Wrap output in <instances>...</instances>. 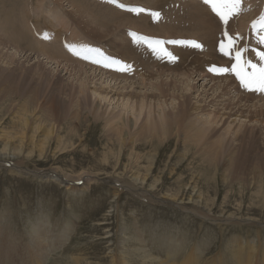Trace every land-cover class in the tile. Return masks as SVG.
I'll return each mask as SVG.
<instances>
[{
  "label": "rangeland",
  "instance_id": "rangeland-1",
  "mask_svg": "<svg viewBox=\"0 0 264 264\" xmlns=\"http://www.w3.org/2000/svg\"><path fill=\"white\" fill-rule=\"evenodd\" d=\"M5 1L13 2V0ZM120 1L122 3L129 2L132 9L148 8L145 0ZM168 1H172V6L168 11L173 16L170 15L167 20L166 18L161 20V24L158 23V19H151L153 15L147 18L154 22V26L160 24L162 27H169L168 32L163 28V30L154 32L152 28L144 27L147 30L142 33L143 31H136L139 26L135 24V26L137 25L136 30L132 31L135 36L124 35V29L132 28H129L128 24H123L125 26L121 30L118 29L120 32L118 36L114 37L115 40L110 37L107 42L105 39L102 41L101 37L94 39L82 25L73 21L74 8L68 0H63L59 4L54 0H32L30 3L28 0H17L16 5H18L21 17H28L30 23L32 20L40 21L50 31L42 28V31L38 33V38L46 36L48 40L51 38L58 41L59 38L61 40L62 34L57 36L52 31L58 30L64 35L67 34L65 36H68L69 40L66 39L68 41H65V44L62 42V49L66 55L73 56V58L63 60L62 57L57 56L50 60L45 57L49 54L44 50H30L16 46L15 37L9 42H0V69L3 70L0 73L2 74L0 77V160L5 161L7 165L12 164L29 171L16 169L21 172L16 173L15 170L9 169V166L0 165V258L8 259L11 253L14 255L19 253L28 259L21 255L20 257L16 255V257L18 259L22 257L25 260L22 258L19 260L28 264L30 256L27 255L30 252H39L41 255L49 254L44 264H86L90 260V264H114L113 259L127 255L126 252H121L118 249L121 247V241L132 237L131 243H137V246H142L148 255L154 258L158 257V259L166 261V264H241V262L264 264V143L262 142L264 119L259 116L258 119L248 121L245 117L236 115L227 120L230 123L229 133L239 130L240 126H243V129L246 128V133L249 129L248 132L252 137L253 132H260L261 139L258 143L248 144L246 139L239 137L235 141L233 137L234 141L230 142L229 151L232 152L234 159L239 158L240 160L237 159L229 163L226 160L225 165H222V162L219 163L221 160L216 159L219 165L214 171L203 169L206 166L205 159L203 160V157L200 159V156L195 154L196 149L192 145L183 142L182 131H174L176 135L167 138L164 137L166 134L163 136L161 133L162 130H157L159 128L146 126L145 118L149 107L137 116L135 108H127L124 111L121 99L117 100V96H115L116 98L110 97L109 101L101 100L100 102L99 97L95 98L94 96L91 99L92 96L89 95L87 104L80 106H76V104L73 106L70 101L71 86L79 83L77 75L73 72L74 69L70 70L71 67L82 65L96 70L97 73L98 71L101 73L104 69L99 64L100 59L88 60L87 58L88 61H82L80 56L88 49L93 50L89 45L96 44L98 46L99 53L94 51V54L97 53L98 56H105L107 59L112 58L109 55L117 57L113 61V65H115L125 59L124 56H121V48L116 42L133 45L132 42L135 39L134 43H138L140 47V50L137 51V58L142 61H155L148 66H152L153 69L158 68L157 73L159 70L158 74L152 70L156 75L150 77V82L165 80L170 83L166 96H162L157 102L153 99L148 100L151 104L150 117L154 120L162 111L168 112V114L176 112L177 106L183 99L181 94H184L186 88H189L186 85V81L189 79L188 74L190 78L194 79L191 81V85L192 83L196 85V90L187 92L190 94L187 99L190 101L189 106L193 119L197 117L204 120L207 117L206 114L195 112L198 104L204 105L208 102V98L203 103L199 101L198 97L203 87L201 85L205 82L209 81L208 87L214 82H217L218 85L230 82L231 89L235 87L236 91L232 90L229 95V97H233V100L237 99V94H244L241 89H238L239 80L236 77L227 79L228 75H215V78L210 80V76H214L209 72L228 68V60L231 58L233 61L234 52L231 51L230 55L225 56L219 47L213 49L212 46H209L211 49H207L206 44L208 43L199 39L196 4L201 0ZM184 1L188 2L185 4L189 5L188 7L183 8ZM214 2L212 0V3ZM212 3L208 5H212ZM3 6L4 4L0 0V9ZM220 6L221 4L219 8L222 9ZM240 9L243 16V10L246 9L241 7ZM174 10L176 12L173 14ZM249 11L250 9L247 13ZM154 12L160 14L161 11L155 10ZM261 14L262 12L259 15ZM59 15H62L64 19L58 17ZM182 16L184 17L182 18ZM236 19L239 20V17ZM162 21L164 25L167 24V21L169 23L164 26ZM24 24L27 25L23 23V26ZM28 25L33 30L35 29L32 24ZM112 29L116 30L115 27ZM215 31L219 32V29L215 28ZM34 32L32 31V34ZM72 32L78 33L77 40H75L76 38L70 39L69 36L73 35ZM129 32L130 30L126 33ZM12 35L14 36V34ZM81 35L84 38H81ZM140 35L142 36L140 37ZM169 37L176 39H173L168 49L161 50L163 55L154 53L153 51H157L159 46L164 47L161 44H164L165 38ZM145 38H147L146 43L149 46L141 43L145 42ZM159 38L162 42L158 41ZM20 39L23 40V38ZM81 40L85 41L86 48L80 44ZM243 40L241 38L238 44H242ZM72 41L75 42L73 47L66 45L68 42L73 44ZM150 41L155 42V45L151 46ZM178 41H195L199 42L202 47L197 48L187 43H173ZM217 42L219 45V41ZM64 45L66 46L64 47ZM173 47H176L175 55L174 51H171ZM263 49L261 48V50ZM143 50L148 51L146 53ZM167 53H171V56L176 59L172 60L170 57L167 59ZM8 55L14 57L15 63H10ZM222 56L225 57L221 58ZM254 56L256 58L254 60L259 64V58L255 53ZM162 61L167 66L164 67L160 63L157 65ZM91 62L94 63L92 66ZM138 64L136 63L135 66L138 69L142 68V65ZM212 64L216 67L210 66L205 73L201 71V66ZM125 66L126 64L121 69H125ZM145 69L151 72L150 68L145 67L138 73H144V77H147L151 73L145 72ZM199 74L200 76H198ZM202 74L205 75V78L201 80ZM81 75L85 77L86 73ZM47 77H50V81L46 83ZM22 78L23 80H21ZM96 78H99V75ZM141 78L140 75H135L132 81L139 80L141 82ZM103 80L106 81L104 78L96 80V86H99ZM174 80L177 81L173 83ZM131 89L141 95L156 92V89L151 88L147 83L127 86L124 91ZM168 91L169 94H167ZM208 93H213V90H209ZM256 98L248 104L255 103ZM26 99L29 100L26 101L29 110L27 113L29 126L27 128L25 126L23 135L13 132L12 128L17 126L13 116L19 109V104ZM92 109L95 113L97 112L98 116H93L90 113L93 111ZM212 109L213 107L210 106L206 108L209 111ZM113 116H123L126 120L122 128L123 136H125L124 146H122V142L118 143L115 140L114 129L112 130L106 125L105 118ZM228 123L221 127L216 135L225 136L223 131L228 128ZM117 124L118 127L121 125V123ZM33 125L38 127V131L34 129ZM31 130H35V132L32 133ZM30 135L33 136L32 140L27 139V136ZM177 136L181 138L179 137V139ZM229 136L230 134H227L226 138ZM183 150H187L186 154ZM40 171H44L47 176H52L55 173L54 178L59 176V178H66L69 182L64 183L65 185L61 184L54 181V178L44 177V174L39 173ZM86 173L93 176L89 177ZM146 177L148 180L144 183ZM112 182H116L126 189L119 190L109 184ZM125 182L131 183V185H127ZM192 182L193 184L197 183V187H194ZM79 187L80 190L75 191V188ZM129 188L130 190L137 188L136 190L143 195L136 194L137 192L134 193ZM198 188L202 191L198 192ZM175 192L184 194L183 198L188 200L190 206H187L190 210L194 209L217 220L198 216L178 207L175 208V205L170 203L179 201L170 195ZM195 200H198L199 204L195 203ZM139 235H141L140 238ZM137 238L138 240L142 239V242ZM54 245H57L54 247L56 249L51 250ZM39 246L43 248L38 251ZM125 246V248H129L128 241ZM48 248L50 251L46 250ZM252 250L254 251L252 252ZM238 252H242V254ZM238 255L242 256L241 259L238 258ZM243 259L247 261L245 262ZM0 264L6 263L0 262Z\"/></svg>",
  "mask_w": 264,
  "mask_h": 264
},
{
  "label": "bare ground",
  "instance_id": "bare-ground-1",
  "mask_svg": "<svg viewBox=\"0 0 264 264\" xmlns=\"http://www.w3.org/2000/svg\"><path fill=\"white\" fill-rule=\"evenodd\" d=\"M31 1L32 0H28L29 3ZM54 1L59 4V2L61 3V1H63V0H54ZM68 1L70 2V4H72V7L74 8L73 21L77 22L78 25H82L86 29L87 33L90 34L92 37H94V39L101 37L102 41H104L103 39H105V41H107V42L110 39V37H113V40H115L114 37L118 36V33L120 32V31H118V29L120 28V30H121L122 27H124L126 24H128V27L132 28V29H126V30L124 29L125 30V31L123 30L124 35L130 34V33H132V31L136 30L137 25L135 26V24H138V26H139V29H137L136 31H138V32L143 31L142 33H144V31L147 30L146 28H152V30L154 32L156 30L158 31L160 29L161 30L164 29V31L166 30V32H168L169 27L165 28V27H162V25H160V24H161V20H163V19L165 20V18L167 20V17L172 15L171 12L168 11L169 7L172 6V4H171L172 1L169 2L168 0H165V1H163V0H145V4L148 6V8L149 7L150 8L149 9L144 8L145 11H140V12L132 11L131 10L132 6L130 4H128L129 2L128 3H122L120 0H115V2H112V0H68ZM151 1H153V2H151ZM186 1L183 2V4H184L183 8L185 6H187L185 4H187L188 2H186ZM214 1H215L214 3L216 4V6L218 5L217 8H219V5L221 4L222 9L221 8H219V9L221 11H224L225 13H227L229 8L231 7L230 4L224 3V2H222V0H214ZM1 2L4 4V6L0 9V16H1V19H0V42H9L12 40L13 37H15V39L17 41L16 40L15 41L13 40V41L15 42L16 46L22 47L24 49H30V50H38V49L44 50L46 53L49 54V56H45V55L44 56L46 58H49L50 60H52L53 57H57V56L62 57L63 60H68V59L73 58V56L71 57V56L66 55V53L62 49V42L64 43L65 41L69 40L68 36H65L67 34L64 35V33H62L61 31H58V30H56V31L51 30L54 35L57 34V36H60L62 34L61 40H60V38L58 39V41H57V39L55 40V39L50 38L51 39V42H50L49 41L50 39L48 40V37H46V36H44L43 38H38L39 37L38 33L40 31H42V28L47 29L46 25L40 23V21H34V20H32L30 23L28 21V17H24V16L21 17L18 5H16L17 0H13V2H10V1L6 2L5 0H1ZM120 2L122 3V5H124V7L122 9L120 8L121 7ZM124 2H125V0H124ZM196 5H197V11H198L197 35H198L199 39L205 40L204 42L208 43V44H206L207 49L209 48V46H212L211 48H213V49H216V47H219L217 41H219V44H220V42L225 39L224 33L227 32L229 37H237L238 36V38L235 40L234 47L230 50V52L233 51L235 53V51L238 49L247 48L248 50L245 53H243L244 61L246 62V60L248 59V61L251 60L252 63L258 64L254 60L256 58H254L255 56H254V52L252 51V49L258 48L261 50V48H264V45H261L258 43V37L260 35L264 34V32H263L264 28H262V24H264V20H262V17H264V0H242V1H240L239 11L236 12L235 14L230 15L228 17L226 23L220 19V17L217 15L216 12L213 11L212 5H208V4L204 3V0H201V2H199ZM240 7L242 9H246V10H243V13H244V14L242 13L243 16L241 15ZM183 8H181V9H183ZM190 8H191V6H190ZM248 9H250L249 13H247ZM155 10L161 11L158 16L153 15V13H155L154 12ZM49 11L51 12V10H49ZM183 11H185V10H183ZM174 12H176V10H174L172 13L174 14ZM261 12H262V14L259 15ZM85 14H86V16H85ZM147 15H148V17H147ZM150 15H153L152 16L153 18H151V19H158V23H160V24H157L156 26H154V24H153L154 22L153 21L151 22V20L147 19L150 17ZM240 16H242V17H240ZM58 17H60L62 20L64 19V17L62 15H59ZM183 17L184 16H182V18ZM237 17H239V20L236 19ZM249 19H250V21L248 22ZM164 22L166 23V21H164ZM23 23H26L27 25L24 24V26H23ZM162 23H163V21H162ZM168 23H169V21H167V24H165V25L167 26ZM28 24H32V26H34L35 29L33 30L32 27H30ZM123 24H125V25H123ZM130 24H134V25H130ZM163 25H164V23H163ZM61 26H62V24H61ZM113 27H115L116 30L112 29ZM144 27H146V28H144ZM215 28H218L219 32H216ZM31 29H32V31H35L34 34H32ZM249 29H251V30H249ZM128 30H130V32L126 33ZM30 31H31V34H30ZM43 32H46V30H43ZM48 32H50V31L48 30ZM12 34H14V36ZM72 34L73 35L69 36V37H71L70 39H75L77 37L78 33L72 32ZM158 34H156V35H158ZM141 36L142 35H140V37ZM65 37H67V38H65ZM20 38H23V40ZM81 38H84V37L82 36ZM207 38H209V39H207ZM241 38H243L244 40H243V43L239 45L238 41L239 40L241 41ZM66 39H68V40H66ZM124 39H126V38L124 37ZM173 39H176V38H170V37L165 38V40H164L165 43L161 44L164 47L161 48L159 46V49L157 51H153V52L156 54L163 55L162 51L168 49V46L173 41ZM75 40H77V38ZM159 40H160V38L158 39V41ZM87 41L88 40H86V42ZM133 41L135 42L136 39ZM147 41H148L147 38H145V42H141V43L144 45H147V43H146ZM197 41H198V39H197ZM18 42H20V43H18ZM69 42L66 45L73 47L75 42H73V44H69ZM134 42H132L133 45H131L130 43H126V42H123V43H121L120 41L116 42L121 48V51H122L121 56L125 57V59H123L125 61V63H124V61H120V62L115 63V65H113V61L116 60L117 57L109 55V57H112V58L107 59V58H105V56H98L97 55V53H99L97 51L98 46L96 44L91 46L87 42V45H89L90 48L92 47L93 50H89L87 48L88 50L85 53H83L82 55L80 53L81 56L80 55L79 56L82 57V61H84V62H86L87 58H88V60L89 59H97V60L100 59L101 62L99 64H101L103 66L104 72L102 71L100 73L98 71V73H97L96 70L87 68V67L82 66V65H77V66L71 67L70 70L74 69L73 72L77 75V80L79 81V83L77 85L71 86V89H70L69 97H70V101L72 102L73 106H74V104H76V106H80L83 104L85 105V103L87 104V102L90 98L89 95H91L92 96L91 99L94 96H95V98L99 97L100 102H101V100H105V101L108 100L109 101L110 97L114 98L115 96H117V100L121 99V102H122L121 106H122V108H124V111L127 110V108H130V109L135 108V113L137 116L141 115L143 110H146V108L149 107V110H147V113H146V118H145L146 124L145 125L148 127H151V128H156V129L159 128L157 130H160V131L162 130L161 133L163 134V136H164V134H166L164 137H167V138L172 137L173 135H176L175 132L182 131L183 132V137H182L183 142H186L189 145H192L194 147V149H196L195 154L200 156V159L202 157H203L202 158L203 160L205 159L204 162H206L205 163L206 166L203 165L204 166L203 169H212L215 171V170H217L220 162H222V165H225L224 162H226V160L228 163L230 161H235L237 159L240 160L239 158L234 159L232 154H231L232 152L229 151V149L231 148L230 142L234 141V139H235V141H237L236 138L241 137V139H246L248 144H254V142L258 143V141L260 142V139H261V137L259 135L260 132L254 133L252 130H250L253 132V137H252L251 133L248 132L249 129L247 130V133H246V128L243 129L244 128L243 126H240L239 130H236V131L234 130L231 133H229L230 132L229 131L230 123H228L227 120H229V118H231V116L237 115L239 117H245L246 119H248V121H251L255 118L258 119L259 116L261 117V119H264V100H262V99H264V92L248 90L247 88H245L241 85V82L239 79H238L239 80L238 81V89H241L242 93H244V94H242V95L237 94L236 100H233L232 96L229 97L231 91L232 90L235 91V87H232L233 89H231V83L230 82H224L221 85H218L217 82H214L208 87V85H207L209 82L208 81V82H205L203 85H201L203 87L201 88L200 94L198 96L199 101L204 103L206 101V99L208 98V102L204 103V105L198 104L199 106L195 108V112L207 115V117L204 120H200L197 117L194 119L191 117V111H190L191 107L189 106L190 101L187 99L190 96V94H188L187 92L196 90V85H193L194 83H192V85H191V81H193L194 79L190 78V75L188 74L187 77L189 79L186 81V85L189 88H186V90H185L186 92L184 94H181L183 99L180 101L179 105L177 106L178 108H177L176 112L175 113L170 112L171 114H168V112L166 113L165 111H162L161 114L157 115V119L154 120L153 118H151L150 117V106H151V104L148 100L153 99V100H156V102H157L162 98V96L163 97L166 96L167 87L170 86V83L165 81V80H160V81L158 80L155 82H150L151 81L150 77L156 75V74H154V72L152 70L156 71V73H157L158 68L153 69L152 66L151 67L148 66V65H150V63H154L155 61L154 62L153 61L152 62L142 61V60H139L137 58V55H138L137 51L140 50V47H139L138 43H134ZM80 44L85 48L87 47L85 45V41L83 42V40L80 41ZM149 44H151V46H152V44L155 45V42L150 41ZM66 45H64V47ZM147 46H149V45H147ZM175 48L176 47L171 48V51L173 52L175 50ZM211 48H209V49H211ZM79 50H81V49H79ZM149 50L151 51V49H149ZM94 51H96L97 53L94 54ZM143 51L147 53L148 50H143ZM178 51H179V47H178ZM173 53L175 55L176 51H174ZM217 53L220 54L219 52H217ZM179 54H181V53H179ZM8 56H9L10 63H15L16 60L14 59V57L12 55H8ZM209 56H211V55H209ZM153 57L155 59H157L155 57V55H153ZM169 57L171 58V56L168 55L167 59H169ZM224 57L225 56H222L221 58H224ZM126 60H127V62H126ZM132 61H133V63H131ZM163 61H165V60L163 59ZM163 61L158 62V64L157 63L156 64L159 65V63H160L164 67L167 66V65H165V63ZM168 61H170V60H168ZM168 61H167V63H168ZM60 62H58L59 65H60ZM98 62H97V64H98ZM228 62H229V66L227 68L228 71L223 72V73H219L217 71H210L209 74H213V76H214V77H212V75H211L210 80H213L215 78V75H228L227 79L235 78V77L237 78L235 73L231 71L232 64L235 63V59L233 58V61H231V58H229ZM109 63H110V65H108ZM134 63L135 64L139 63L138 65H142V68H145V67L150 68L151 72L147 69H145V72H149L151 74L150 75L146 74L147 77L146 76L144 77V75H143L144 73L140 72V74H139L138 71H140L142 68L138 69V67L135 66ZM93 64L94 63L91 62V66ZM125 64H126L125 69L122 70L121 68H123V65H125ZM169 64H171V63L169 62ZM171 66L176 68V66H174V65H171ZM210 66L212 68L216 67L213 64L208 65V66H201L202 67L201 71L205 73V71L208 70L210 68ZM143 71H144V69H143ZM243 71L251 72L252 69L249 67H245L243 69ZM2 72H3V70L1 71V69H0V73H2ZM29 72H30V69H29ZM82 73H84V74L86 73V76L84 77L83 75H81ZM158 73H159V70H158ZM98 75H99V78H96V76H98ZM135 75H140L142 77L140 79L141 82H139V80L134 81V82L132 81ZM1 76H2V74H0V77ZM82 76H83V78H86V79H83ZM198 76H200V74ZM102 78H104L106 81L103 80L100 82L99 86H96V83H97L96 80H100ZM204 78H205V75L202 74L200 79L202 80ZM21 80H23V78ZM45 80L47 83L48 81H50V77L49 78L47 77ZM176 81L177 80H174L173 83H175ZM146 83L151 88L154 87L156 89V92L144 93L143 95H141V94H137V92L134 91L133 89L124 91V89H126L127 86H138V85H144ZM209 90H213V93H208ZM88 92H90V93H88ZM167 94H169V91L167 92ZM29 97H30V95H29ZM255 98H256V102L249 105L248 103L253 102V100ZM26 101H29V100L26 99L19 104V107H18L19 109L16 110L17 112L15 111L16 112L15 116H13L16 119L15 124H17L16 127L12 128L13 132H15V133L23 134L25 132V126H26V128L29 126L27 124V121H28V114L27 113L29 110H28V104ZM92 101H94V100H92ZM259 101H260V103H259ZM209 106L213 107V109L210 111L206 110V108ZM33 110L35 111V109H33ZM203 112H206V113H203ZM90 113L93 116H95V115L98 116V114H96L97 112L95 113L94 110L91 111ZM246 113H248V114H246ZM192 114H193V112H192ZM211 116H212V118H210ZM105 119H106V125H108L110 129L112 128V130L114 129V131H115L114 132L115 133L114 134L115 140L118 143L122 142V146H124L123 139L125 136H123L124 133L122 131L123 130L122 128L124 127L126 120L123 118V116L106 117ZM116 120H118V122H115ZM135 122H136V119H135ZM116 123H121V125L118 127V124L116 125ZM226 123H228V125H227L228 128H226V130L223 131V132H225L226 135L225 136L216 135L218 133L219 129H221V127H223ZM33 127H34V129H36V131H38V129H37L38 127H36V125H33ZM252 129H253V127H252ZM31 132L33 133V132H35V130H31ZM8 134H10V132H8ZM227 134H230V136L228 138H226ZM249 136H251V137H249ZM233 137H234V139H233ZM27 139L32 140L33 136L32 135L27 136ZM224 140H226L225 143H224ZM150 141H152V140H150ZM262 142L264 143V138H262ZM244 143H246V142H244ZM184 147H185V145H184ZM245 150H246V148H245ZM183 151H185V150H183ZM186 152H187V150L184 153L186 154ZM235 152H237V151L235 150ZM247 154H249V153L247 152ZM225 157H228V158L226 159ZM235 157H237V156H235ZM216 159L218 161L219 160H221V161H219V163H218L216 161ZM263 159H264V157H263ZM259 160H260V158H259ZM234 164H236V163H234ZM0 165L1 166L2 165L9 166L10 167L9 169L15 170L16 173H21L19 171H16V169L17 170L23 169V170L28 171V169H24L21 167L18 168L12 164L7 165V163L3 160H0ZM26 171H25V173H26ZM39 173L44 174V171H42V172L40 171ZM41 174H40V176L42 177ZM54 174L55 173H53V175H52L53 177L51 175L47 176L45 174L43 176L44 177H51V179H52V178H54ZM86 175H89V177L93 176L90 173H86ZM54 179H55L54 181H58L61 184L69 182V180H67L66 178H65L66 179L65 180L63 178H59V176L55 177ZM147 180H148V177H146L143 182L146 183ZM74 184H76V182H74ZM109 184H112L113 186L117 187L119 190L121 188H123V190L126 189V187L124 188L116 182H112ZM125 184L131 185V183L128 184L126 182H125ZM192 184H193V182H192ZM193 185H194V187H197L196 186L197 183H195ZM155 186L157 187V184H155ZM134 187H135V185H134ZM130 188H132V187L130 186ZM130 188H129V190H130ZM68 189H70V187H68ZM136 189H131L130 191H133L134 193L137 192L136 194H139V195L142 194L140 191L138 192ZM79 190H80V187L78 189L75 188V191H79ZM181 191H183V190H181ZM201 191L202 190L200 188H198V192H201ZM170 195L173 199L179 200L178 202H173V203L170 202L171 204L175 205L174 206L175 208L178 207L184 211H191V212L197 214L198 216L217 220L215 218H211L210 216H208L206 214L204 215L203 213H199L198 211H196L194 209L190 210V208L187 206V205H189L188 200H185L183 198L184 194H182V193L180 194L178 192H175V193L170 194ZM157 200H159V199H157ZM195 203L199 204L198 200H195ZM230 221L232 222V220H230ZM131 231H133V230H131ZM140 236L141 235H139V238H140ZM131 238H129V239L126 238V239L121 241V247H119L118 249L121 252H126L127 255L113 259L114 264H166V261H164L162 259H158V257L154 258V257H151L150 255H148L143 250L142 246L139 247V246H137V243H135V244L131 243L132 242ZM52 240L54 241V239H52ZM65 240H66V238H65ZM137 240H138V238H137ZM139 240H140V242H142V239H139ZM33 241L35 242V240H33ZM37 241H38V239H37ZM126 241H128V247L129 248H125L126 247L125 246ZM51 243H52V241H51ZM55 246H57V245H54L53 249L51 247H49V248H51V250H55L56 249V248H54ZM0 247H1V245H0ZM235 247H233V248H235ZM41 248H43V247L39 246L37 248L38 251ZM49 248L46 250L50 251ZM254 250H252V252ZM11 254L8 256V259L6 257H5V259H3L1 257L0 262L6 263V264H23V263L25 264V261L23 262V260H25V259H23L21 257L23 260H19L21 258L18 259L16 257V255L20 257L21 254H19V253H17V254L15 253L16 255H14V254L11 255ZM239 254H242V252ZM3 255H5V254H3ZM47 255H49V254L43 253L41 255L39 252L38 253L37 252H35V253L30 252L27 255V256H30L28 264H44L47 260ZM21 256H23V255H21ZM23 257L25 258L26 256H23ZM112 257H113V255H112ZM241 257L242 256L238 255L239 259H241ZM244 261L246 262L247 260H244ZM90 263H91V260L86 262V264H90ZM234 263H235V261H234ZM241 264H244V263L241 262Z\"/></svg>",
  "mask_w": 264,
  "mask_h": 264
},
{
  "label": "snow or ice",
  "instance_id": "snow-or-ice-1",
  "mask_svg": "<svg viewBox=\"0 0 264 264\" xmlns=\"http://www.w3.org/2000/svg\"><path fill=\"white\" fill-rule=\"evenodd\" d=\"M112 2H115V0H112ZM222 2L231 5L227 13L217 8L216 4L212 3V0H204V3L206 4L212 3L213 11L216 12L217 15L220 17V19L226 23L230 15L235 14L236 12L239 11L240 0H222ZM120 6L124 7V5H120ZM131 10L135 12L145 11L144 9H137V8H133ZM153 15L158 16L159 13H153ZM262 20H264V17H262ZM262 28H264V24H262ZM130 35L135 36V33H130ZM224 36L225 39L222 40L219 44V50L222 53H224L225 56H228L231 54L230 50L234 47L235 40L238 38V36L229 37L227 32L224 33ZM173 43H187L197 48L202 47L199 43L195 41H178ZM258 43L264 45V34L258 37ZM247 50H248L247 48H243L235 51L234 53L235 63L232 64L231 71L235 73V75L240 80L241 85L243 87L247 88L250 91L264 92V50H260L258 48L252 49L256 57L259 58L260 61L259 65L256 63H252L251 60L247 62L244 61L243 53H245ZM167 55L171 56V53H167ZM171 59L175 60L176 58L174 56H171ZM245 67L251 68L252 71L251 72L243 71ZM215 70L219 73L228 71L227 68H220Z\"/></svg>",
  "mask_w": 264,
  "mask_h": 264
}]
</instances>
